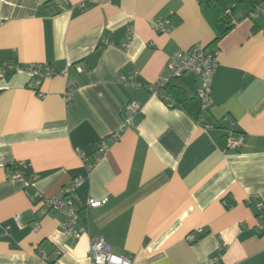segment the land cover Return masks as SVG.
<instances>
[{
    "label": "crops",
    "instance_id": "crops-1",
    "mask_svg": "<svg viewBox=\"0 0 264 264\" xmlns=\"http://www.w3.org/2000/svg\"><path fill=\"white\" fill-rule=\"evenodd\" d=\"M251 9L236 3L214 26L199 0H0V69L24 68L0 77V264H90L99 234L131 264H208L215 253L264 264V12ZM226 27L212 46L211 103L197 120L169 107L153 91L169 56ZM32 64L54 74L35 85ZM175 84L192 96L198 80ZM130 100L142 106L134 127L121 115ZM229 131L243 136L238 149L226 148ZM74 178L78 208L107 199L81 211L79 237L41 203Z\"/></svg>",
    "mask_w": 264,
    "mask_h": 264
},
{
    "label": "built area",
    "instance_id": "built-area-1",
    "mask_svg": "<svg viewBox=\"0 0 264 264\" xmlns=\"http://www.w3.org/2000/svg\"><path fill=\"white\" fill-rule=\"evenodd\" d=\"M264 12V1L261 5L256 6L254 11L249 13L250 17H256L260 13ZM231 7H226L224 10V15L227 17L231 15ZM235 22V19L233 20ZM169 23L168 19H156L154 21L153 27L158 32H163L167 28ZM107 40L105 39L104 42ZM128 43H124L122 47H127ZM216 50L209 45H194L187 49H177L175 50L168 59L167 70L168 75L160 78L154 85L153 91L158 93L162 99H164L169 107H173V101L170 96L161 93L163 87L171 80L180 78L183 75H188L194 77L198 80V85L196 88V96L200 102L201 110H204L212 101L211 99V81L216 68ZM77 70H81L80 64L76 66ZM21 66H14L11 64H4L0 69V77H2L6 71L14 72L18 70H23ZM32 80H34L35 85H39L41 80L46 77H50L54 74V70L44 64H32L27 67ZM121 80H125L124 76L120 77ZM68 101L69 98L65 97ZM142 111V106L139 102L135 100L128 101L121 110L122 120L124 124L128 127L135 126V116L140 114ZM243 144V136L236 134L233 131H229L226 139L225 146L228 149H238ZM105 146L100 145L96 157L104 152ZM13 177L14 178H24L25 171L27 169V164L24 161H17L13 165ZM81 182L80 178H74L72 182L64 187L59 194H56L49 198H43L41 203L49 209L58 210L63 215V220L61 221L59 227L61 230L68 232L75 237H79L84 231L83 227L79 226L80 213L78 207L76 206V196L75 190ZM107 199L94 200L88 198L86 201L82 202L84 210L97 208L105 204ZM18 223V218L15 217ZM38 226H36L37 228ZM9 227L0 226V234L8 235ZM189 240H194L195 236L193 233L189 234ZM88 258L90 264H131V260L127 257L117 255L112 252L111 245L104 239L102 235H95L89 238L88 244ZM221 254L215 253L209 258L208 264H220Z\"/></svg>",
    "mask_w": 264,
    "mask_h": 264
},
{
    "label": "trees",
    "instance_id": "trees-1",
    "mask_svg": "<svg viewBox=\"0 0 264 264\" xmlns=\"http://www.w3.org/2000/svg\"><path fill=\"white\" fill-rule=\"evenodd\" d=\"M263 1L264 0L259 2L254 0H227V7H231V13L233 14L236 8V3H250V5H252V9L247 13V15H249V13L254 11L256 6L261 5ZM199 4L203 14L206 16V18H208L212 25L215 26L221 21H227V18L224 15L225 8H223L217 0H199ZM229 29L230 27L224 28L209 46H213ZM162 93L170 96L174 103L173 106H180L194 119H199L202 110L196 93L195 95L190 96L185 89L175 84V79H171L163 87ZM80 208H78L79 213H81V211L84 209L82 205Z\"/></svg>",
    "mask_w": 264,
    "mask_h": 264
},
{
    "label": "rangeland",
    "instance_id": "rangeland-1",
    "mask_svg": "<svg viewBox=\"0 0 264 264\" xmlns=\"http://www.w3.org/2000/svg\"><path fill=\"white\" fill-rule=\"evenodd\" d=\"M177 79H179V78H177ZM195 79V78H194Z\"/></svg>",
    "mask_w": 264,
    "mask_h": 264
}]
</instances>
